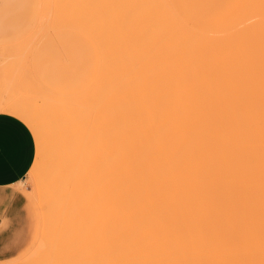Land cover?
Here are the masks:
<instances>
[{
    "label": "bare ground",
    "instance_id": "6f19581e",
    "mask_svg": "<svg viewBox=\"0 0 264 264\" xmlns=\"http://www.w3.org/2000/svg\"><path fill=\"white\" fill-rule=\"evenodd\" d=\"M97 21L57 16L34 41L72 27L102 63L44 100L70 135L36 171L38 251L8 264H264V0H130Z\"/></svg>",
    "mask_w": 264,
    "mask_h": 264
},
{
    "label": "rangeland",
    "instance_id": "374dc122",
    "mask_svg": "<svg viewBox=\"0 0 264 264\" xmlns=\"http://www.w3.org/2000/svg\"><path fill=\"white\" fill-rule=\"evenodd\" d=\"M125 8H130V0H36L33 17L0 19V105H9L13 109L17 108L30 114L34 124L38 125L34 128L10 112L30 127L36 143L34 158L27 171L18 181L3 187L6 191L17 193L21 198L7 212L6 221L0 222L6 227L10 226L6 229V241L11 242V239L15 241L19 238L21 245L14 251L0 253V264L18 261L29 250L30 253L38 251L41 212L34 206L38 215V229L34 236L35 222L29 200L33 194L39 192L35 181L36 171L43 167L45 162H50L58 156L70 135L69 130H55L54 115L57 110L46 106L44 100L52 95L66 99L69 95L84 93L93 88L102 63L100 47L92 38L98 54V71L94 80L81 90L78 83L80 65L76 62V66L69 67V61H66V46L69 40L67 33H76L77 30L68 26L56 27L50 29V33L45 32L35 43L34 41L57 16L92 18L102 23L105 18L118 16L119 11ZM29 49L32 50V55L29 54ZM3 54L7 55L3 57ZM85 112L86 110H83V113Z\"/></svg>",
    "mask_w": 264,
    "mask_h": 264
},
{
    "label": "crops",
    "instance_id": "0c3cea01",
    "mask_svg": "<svg viewBox=\"0 0 264 264\" xmlns=\"http://www.w3.org/2000/svg\"><path fill=\"white\" fill-rule=\"evenodd\" d=\"M35 8L36 0H0V19L33 17ZM67 34L69 40L66 46V61H69V67L76 66V62L80 65L78 83L82 90L96 77L98 54L94 43L85 34L79 31H69ZM34 139L30 127L24 121L0 110V222L6 221L7 212L21 199L17 193L6 191L3 187L18 181L29 168L35 153ZM30 202L34 215L35 236L38 215L32 201ZM8 214L10 218V213ZM9 227L0 224V253L14 251L21 245L19 238L15 241L11 239V242L6 241V229Z\"/></svg>",
    "mask_w": 264,
    "mask_h": 264
}]
</instances>
